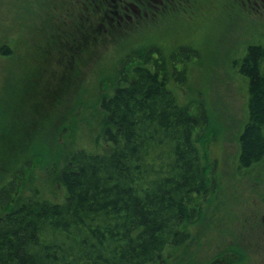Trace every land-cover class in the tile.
I'll use <instances>...</instances> for the list:
<instances>
[{"label":"trees","instance_id":"obj_1","mask_svg":"<svg viewBox=\"0 0 264 264\" xmlns=\"http://www.w3.org/2000/svg\"><path fill=\"white\" fill-rule=\"evenodd\" d=\"M50 5L52 11L60 7L59 14L53 26L34 21L30 30L42 44L33 38L28 53L44 56L38 69L48 68L57 54L68 84L104 41L102 26L113 32L118 24L130 27L179 6L156 0H52ZM13 40L0 35V55H14ZM142 52L140 63L125 55L116 81L121 83L101 99L98 138L106 146L61 155L64 163L52 173L62 188L60 199L45 197L40 189L20 196L35 169L36 147L31 152L26 145L35 139L37 116L24 120L22 132L0 135L6 146L27 151L0 184V264H162L199 233L190 228L218 187L219 160L209 163L204 156L207 109L201 102L193 111L176 84L187 78V65L175 60L187 63L193 57L161 49ZM236 62L246 77L248 102L235 166L250 173L264 165V43L249 45ZM41 76L35 73L43 89L31 103L35 110L43 107L39 95L49 103L62 95L57 88L64 76L57 88ZM232 250L246 257L241 247L227 251Z\"/></svg>","mask_w":264,"mask_h":264},{"label":"rangeland","instance_id":"obj_2","mask_svg":"<svg viewBox=\"0 0 264 264\" xmlns=\"http://www.w3.org/2000/svg\"><path fill=\"white\" fill-rule=\"evenodd\" d=\"M51 3L52 0H0V35L7 40L10 35L16 38L11 42L14 55H0V135L9 137L22 132L20 125L25 119L38 118L35 139L26 145L31 152L36 147L32 158L35 169L20 196L40 189L45 197L60 199L62 188L52 173L64 163L61 155L106 146L102 136L98 138L102 130L100 102L121 83L116 82L117 75H121L118 69L127 53L140 63L138 54L142 51L177 52L182 57H193L189 63L175 60L181 67L187 65V78L176 84L181 100L189 103L193 111L202 106L201 102L207 109L210 129L203 142L204 156L209 163L219 160V180L214 195L203 206L201 219L190 228L199 233L193 231L192 239L167 263L264 264V165L250 173L238 171L235 166L248 102L246 77L239 72L236 60L242 58L249 45L264 43V9L253 8L249 1L242 0H192L130 27L113 26V32L105 27L104 31L102 26L104 41L78 65V77L71 78L68 84L57 54L49 58L48 68L38 69L44 56L31 57L28 53L33 38L42 44L40 36L30 30L34 21L43 24L47 20L53 26L59 14L60 7L54 6L52 11ZM27 5L32 10L26 11ZM132 65L126 63L124 71ZM41 70L46 82L53 80V87H59L63 76L64 82L57 88L60 92L62 89V95L52 97L51 103L39 95L37 99L44 102L43 107L35 110L31 103L43 90L35 73L41 76ZM5 146L0 138V184L7 169L19 164L18 160L27 153L15 151L10 144ZM237 247L246 257L239 256L236 250L227 251ZM222 250L226 251L222 254ZM160 263L167 264L165 260Z\"/></svg>","mask_w":264,"mask_h":264},{"label":"flooded vegetation","instance_id":"obj_3","mask_svg":"<svg viewBox=\"0 0 264 264\" xmlns=\"http://www.w3.org/2000/svg\"><path fill=\"white\" fill-rule=\"evenodd\" d=\"M157 3H164L165 6H167L168 4L172 3V4H180V3H184L185 2H191L192 0H156ZM249 1L251 7L253 8H257V9H264V0H242V2H247ZM247 4V3H245ZM217 261H221V259L217 260Z\"/></svg>","mask_w":264,"mask_h":264}]
</instances>
